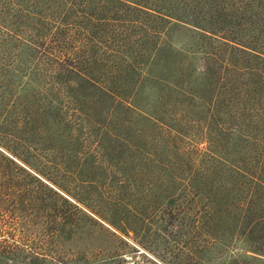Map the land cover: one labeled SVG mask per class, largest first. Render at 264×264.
I'll return each mask as SVG.
<instances>
[{
	"label": "trees",
	"instance_id": "16d2710c",
	"mask_svg": "<svg viewBox=\"0 0 264 264\" xmlns=\"http://www.w3.org/2000/svg\"><path fill=\"white\" fill-rule=\"evenodd\" d=\"M250 4L257 9L247 15ZM175 28L198 41L172 45ZM0 32L29 49L28 57L44 58L70 90L93 94L138 128L137 136L159 145L165 172L176 169L178 185L196 194L166 213L182 237L203 251L238 240L227 264H264V0H0ZM194 53L203 55L200 74ZM13 86L0 79V90H9L3 97L21 106L19 122L42 126L55 139L69 132L50 128L55 113L32 86ZM196 126L208 152L193 157L184 144ZM234 131L237 141H225ZM0 158V188L13 183V191H0V213L11 215L0 224L8 249L1 252L45 264H100L116 255L104 245L94 260L64 253L77 226L71 214L13 179L11 166L26 167ZM98 216L112 237L128 234L127 210L117 222Z\"/></svg>",
	"mask_w": 264,
	"mask_h": 264
},
{
	"label": "rangeland",
	"instance_id": "374dc122",
	"mask_svg": "<svg viewBox=\"0 0 264 264\" xmlns=\"http://www.w3.org/2000/svg\"><path fill=\"white\" fill-rule=\"evenodd\" d=\"M256 9L250 4L245 13L250 15ZM106 31L109 34L110 30ZM184 32L178 28L171 31L172 45L182 47L191 42L193 34ZM194 41H198L196 37ZM28 54L29 49L0 32V79L11 81L13 91L18 85L26 89L32 86L44 97L43 105L55 113L50 128L68 126L69 132L55 139L42 126L19 122L21 106H11L3 97L9 90H0V154L26 167L25 173L10 167L14 180L26 183L47 206L68 212L77 223L64 253H85L94 260L96 248L104 245L117 252L100 264H227L229 255L239 252L238 240L227 248L216 246L203 251L196 240L182 237L175 226L177 220L166 213L193 201L196 194L178 185L176 169L165 172L159 145L137 136L138 128L121 122V114L102 107L93 94L70 90L64 78L50 71L44 58ZM190 57L200 74L203 55L194 53ZM31 80L35 84L30 85ZM200 129H189L190 139L184 144L193 157L208 152ZM225 141L236 142L235 131ZM230 147L225 145L222 152L227 153ZM0 162L5 163L1 158ZM4 186L1 193L13 191V183ZM75 198L78 201H73ZM126 210L128 234L116 232L118 237H112L104 229L110 227L98 215L117 222L121 211ZM10 217L0 213V224ZM6 249V243H0V264H45L1 252Z\"/></svg>",
	"mask_w": 264,
	"mask_h": 264
}]
</instances>
